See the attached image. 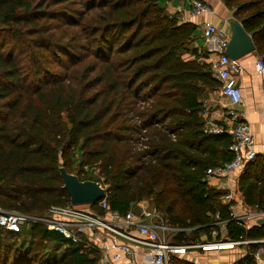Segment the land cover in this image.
I'll return each instance as SVG.
<instances>
[{
  "label": "trees",
  "instance_id": "trees-1",
  "mask_svg": "<svg viewBox=\"0 0 264 264\" xmlns=\"http://www.w3.org/2000/svg\"><path fill=\"white\" fill-rule=\"evenodd\" d=\"M228 6L264 56V0ZM60 26L78 31L59 35ZM196 33L158 0H0V206L43 216L70 205L63 167L102 183L110 211L152 201L171 226L195 229L189 242L216 230L222 240L217 216L233 241L264 238V226L246 232L233 221L208 183L209 169L233 159L232 138L206 131L204 98L221 82L195 49ZM257 184L245 182V199L264 209ZM53 244L68 247L60 258L48 254ZM99 258L42 225L0 229V264Z\"/></svg>",
  "mask_w": 264,
  "mask_h": 264
},
{
  "label": "built area",
  "instance_id": "built-area-1",
  "mask_svg": "<svg viewBox=\"0 0 264 264\" xmlns=\"http://www.w3.org/2000/svg\"><path fill=\"white\" fill-rule=\"evenodd\" d=\"M191 6L195 15L217 16L215 8L208 0H191ZM203 36L208 40L213 37L219 38L220 55L215 65L214 75L221 82V93L229 102V119L233 123L232 128L227 131L221 125L206 121L208 133L227 132L231 136L229 150L233 155L230 162L209 169L207 176L208 179L214 176L225 178V176L240 171L244 166L253 163L257 159V152L251 127L244 120L242 114L236 110V106L243 104L244 97L236 79V75L241 71L240 63L230 59L226 53L230 38L213 22L206 23ZM255 70L258 76H264V60L262 58L256 60ZM225 198L229 201L232 196L227 195ZM98 206L107 211L105 215L98 214L91 208V205L85 206V208L71 204L52 206L43 216L10 212L0 206V229L18 235L33 225H42L64 236L73 245L82 243V235L88 236L86 234L88 232L90 242H85V248L99 252L100 258L97 264H118L123 261V256L132 262L140 248H145L144 258L149 264H169L171 260L169 252L183 248L168 244L165 236L170 228L166 225L162 215L149 206L142 207L138 214L133 211L126 214L110 211L106 200L99 202ZM246 217L257 219L264 217V213L250 210L246 213ZM217 218L219 219L218 216ZM243 219L245 218H239V220ZM134 230L136 235L132 234ZM99 233L103 235L108 233L114 236V239L105 243L103 236ZM213 235H216V232H213ZM98 241L103 243L99 244ZM242 243L254 242H212L200 246L226 247ZM262 253L263 249L261 248L256 256L259 257Z\"/></svg>",
  "mask_w": 264,
  "mask_h": 264
},
{
  "label": "crops",
  "instance_id": "crops-1",
  "mask_svg": "<svg viewBox=\"0 0 264 264\" xmlns=\"http://www.w3.org/2000/svg\"><path fill=\"white\" fill-rule=\"evenodd\" d=\"M158 1L169 14L177 15L181 22L190 23L197 27V39L194 43V47L201 55L208 56L205 60L207 63L211 64V68L214 72L215 65L220 55L219 38L213 37L210 40L206 39L203 36L205 25L206 23L213 22L217 28L230 38L231 24L235 21L240 22L236 19V9L228 6V0H208L215 8L217 14L216 17H211L209 15H195L191 6V0ZM263 57V54H259L256 51L243 57L239 60L241 71L236 75L237 84L241 88L244 97L243 104L236 106V110L242 114L244 120H246L251 127L255 140L257 160L254 164H248L244 166L242 170L229 174L225 176V178L214 176L208 180L210 188L220 193V202L225 206H229L232 220L239 222L246 232L254 227L264 226L258 224V220L264 217L257 219L246 217V213L250 210L264 213V209L260 208L258 205L248 204L243 190L245 182L254 180L258 183L254 193L258 192V189H260L262 183H264V76H258L255 70L256 60L258 58L263 59ZM204 105L206 107V111L203 114L205 121L209 120L215 124L221 125L227 131L232 128L233 123L229 119L228 113L229 102L222 95L221 89L209 90L204 98ZM258 179H263L262 183L258 182ZM227 195L232 196L229 201L225 198ZM149 201L150 200H144L138 203L136 208L132 211L138 214L142 207H150ZM241 217L245 219L239 220ZM165 222L170 228L165 236L168 244L170 246L183 247L169 252L171 256L169 264H244L248 258H252L254 264H264V238L251 239L248 237H240L239 240L233 241L229 239L227 235L225 223L227 221H220L216 217L215 222L212 223V225L220 227L222 240L217 239L218 234L216 230L213 231L216 232V235H213L212 232L211 241H208L206 236H202L200 241L195 242L188 241L192 237L190 232L195 229H183L181 227L171 226L166 219ZM132 234L136 235V231H132ZM102 236L105 243H109L114 239V236L108 233ZM86 239L89 241L88 236ZM229 241H252L254 243H242L236 246L210 248L200 246L212 242ZM98 243L100 244L103 242L98 241ZM253 245L261 246H259L257 250H253L251 248ZM64 247L67 249V246ZM261 248L263 249V253L257 257L256 253ZM145 253V248H140L137 250L134 261L131 262L123 256V261L118 262V264H149L144 258Z\"/></svg>",
  "mask_w": 264,
  "mask_h": 264
},
{
  "label": "water",
  "instance_id": "water-1",
  "mask_svg": "<svg viewBox=\"0 0 264 264\" xmlns=\"http://www.w3.org/2000/svg\"><path fill=\"white\" fill-rule=\"evenodd\" d=\"M172 1V0H169ZM256 51L251 36L246 32L240 22L231 24V36L226 53L233 61H239L243 57ZM61 178L64 183V190L70 197L72 206H89L103 200L107 189L102 183L94 181H82L76 174H69L61 167ZM258 224L264 225V218L258 220Z\"/></svg>",
  "mask_w": 264,
  "mask_h": 264
},
{
  "label": "rangeland",
  "instance_id": "rangeland-1",
  "mask_svg": "<svg viewBox=\"0 0 264 264\" xmlns=\"http://www.w3.org/2000/svg\"><path fill=\"white\" fill-rule=\"evenodd\" d=\"M57 23H60L59 21H56ZM60 30H57L58 31V34L59 35H63V34H66V35H71V34H76V32L78 31V29H76V28H72V27H70V28H68V27H63V26H60V27H58ZM95 175V177H97L98 176V173H95L94 174ZM209 180V179H208ZM150 202V208L152 209V210H157V208H156V206L152 203V201H149ZM71 204V203H70ZM78 207H83V208H85V206H78ZM158 214H159V212H158ZM87 235H88V237L90 236V234L87 232L86 233ZM97 235V234H96ZM99 235H103L102 233H99ZM83 237H82V243H80L79 245H74V246H81V247H83V248H85V242H90V241H87V239H86V235H82ZM27 239V243L26 244H24L23 245V247L24 248H26L27 246H28V240H29V238H26ZM22 240V238H20V241ZM23 241V240H22ZM68 248V247H67ZM49 251H48V254H50V253H52L53 255H55V257L56 258H60V256L67 250L66 249V247H64V246H56V245H51L50 247H49V249H48Z\"/></svg>",
  "mask_w": 264,
  "mask_h": 264
}]
</instances>
